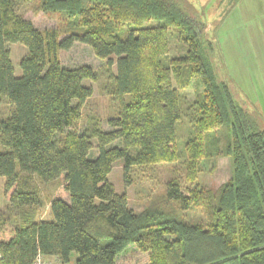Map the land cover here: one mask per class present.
<instances>
[{
	"label": "trees",
	"instance_id": "trees-1",
	"mask_svg": "<svg viewBox=\"0 0 264 264\" xmlns=\"http://www.w3.org/2000/svg\"><path fill=\"white\" fill-rule=\"evenodd\" d=\"M18 1L0 0V176L5 199L28 209L19 222L0 217V264H32L38 252L61 264L73 253L75 264H116L130 244L147 253L145 264H264V127L218 79L212 44L182 0H31L33 13L62 18L58 31L16 13ZM76 42L106 59V90L118 102L109 130L96 115L69 130L92 95L84 80L96 78L87 65L61 63L59 51ZM8 43L27 49L19 74ZM182 118L191 126L187 179L221 155L229 178L187 193L171 178L162 205L134 212L108 174L118 160L126 182L134 166L178 161ZM32 175L63 178L67 198L50 199L49 218L34 217ZM191 206L198 220L184 217Z\"/></svg>",
	"mask_w": 264,
	"mask_h": 264
},
{
	"label": "rangeland",
	"instance_id": "rangeland-1",
	"mask_svg": "<svg viewBox=\"0 0 264 264\" xmlns=\"http://www.w3.org/2000/svg\"><path fill=\"white\" fill-rule=\"evenodd\" d=\"M31 0H19L16 13L30 19L39 29L54 28L58 31L64 23L58 14L33 13ZM193 17L203 25V35L213 47L212 61L219 80L225 81L234 99L248 110L264 127V0H182ZM10 58L16 74L20 73L19 60L27 53V49L20 43H8ZM59 58L63 65L77 67L87 65L96 75L94 80L86 79L84 84L91 86L92 95L81 107V117L75 122L70 131L80 129L89 116H97L104 130H109L107 118L114 116L117 100L107 93L109 80L106 74V59L97 57L91 48L76 42L71 48L59 51ZM114 71V65L111 67ZM186 98L193 97V90H187ZM129 100V95L124 96ZM75 103V101H74ZM6 106L5 103H1ZM190 123L182 118L176 125V146L180 154L178 161L161 162L134 166L130 169V181L124 180L121 160L114 163L108 180L113 184L116 192H125L129 207L134 212H140L154 203L162 205L164 202L165 185L171 178H176L183 189L197 186L215 190L227 180L231 173L230 158L217 156L201 160V171L197 179L190 181L186 177L184 141L190 130ZM95 144V142H94ZM97 153L91 149L89 156ZM33 181L39 192L41 203L33 206L35 219L49 218V201L53 197L67 198L63 189V178L50 182H42L35 175L24 176ZM4 177L0 176V217L10 218L19 222L21 209L15 207L5 199ZM167 203V202H166ZM172 206V202H168ZM28 209V208H26ZM190 220L201 218L202 210L191 206L183 212ZM75 254L64 264H75ZM54 261V260H53ZM148 255L130 244L118 257L116 264H145Z\"/></svg>",
	"mask_w": 264,
	"mask_h": 264
},
{
	"label": "built area",
	"instance_id": "built-area-1",
	"mask_svg": "<svg viewBox=\"0 0 264 264\" xmlns=\"http://www.w3.org/2000/svg\"><path fill=\"white\" fill-rule=\"evenodd\" d=\"M32 264H61V262L54 256H44L38 252Z\"/></svg>",
	"mask_w": 264,
	"mask_h": 264
}]
</instances>
